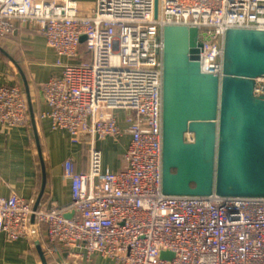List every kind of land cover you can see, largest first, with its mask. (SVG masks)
<instances>
[{
    "label": "built area",
    "instance_id": "1",
    "mask_svg": "<svg viewBox=\"0 0 264 264\" xmlns=\"http://www.w3.org/2000/svg\"><path fill=\"white\" fill-rule=\"evenodd\" d=\"M26 22L55 55L40 117L88 144L89 158L86 169L63 162L67 205L0 194L3 238L42 237L53 264H84L96 253L113 264H264V196L162 192L164 25L196 27L189 55L220 77L224 31L264 29V0H157L156 13L155 0H94L87 10L78 0H0V37ZM254 93L264 95L263 75ZM27 118L22 87L0 84V127ZM123 135L125 164L114 171L99 143Z\"/></svg>",
    "mask_w": 264,
    "mask_h": 264
},
{
    "label": "water",
    "instance_id": "2",
    "mask_svg": "<svg viewBox=\"0 0 264 264\" xmlns=\"http://www.w3.org/2000/svg\"><path fill=\"white\" fill-rule=\"evenodd\" d=\"M163 43L162 192L264 196V29L224 31L220 77L189 55L196 27L164 25Z\"/></svg>",
    "mask_w": 264,
    "mask_h": 264
},
{
    "label": "crops",
    "instance_id": "3",
    "mask_svg": "<svg viewBox=\"0 0 264 264\" xmlns=\"http://www.w3.org/2000/svg\"><path fill=\"white\" fill-rule=\"evenodd\" d=\"M78 1L84 10L94 4V0ZM54 59L52 49L33 23H22L17 33L0 37V84H19L28 102L24 125L0 127V194L13 190L34 199L42 208L52 201L59 206L70 202V183L63 176L64 160L71 158L76 169H86L89 158L88 144L72 141L66 131L49 130V119L40 117L47 108L41 84L56 71ZM33 61L37 64L31 66ZM127 142L128 135H123L117 141L99 143L104 165L114 171L123 167V162L110 160L104 151L107 145L119 143L116 151L124 153ZM47 249L42 237L6 241L0 234V264H53L46 260ZM84 264L113 262L96 253Z\"/></svg>",
    "mask_w": 264,
    "mask_h": 264
},
{
    "label": "rangeland",
    "instance_id": "4",
    "mask_svg": "<svg viewBox=\"0 0 264 264\" xmlns=\"http://www.w3.org/2000/svg\"><path fill=\"white\" fill-rule=\"evenodd\" d=\"M195 51H196V49H195ZM195 51H193L192 54H191L193 57L196 56ZM119 143L115 144L113 147H112V144L111 145H107L106 148H105V151H104L105 152V156L108 157L110 160H113V161L120 160V164L122 162L125 164V161H124V158H123V152L116 151L117 145H120Z\"/></svg>",
    "mask_w": 264,
    "mask_h": 264
}]
</instances>
